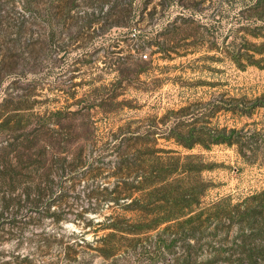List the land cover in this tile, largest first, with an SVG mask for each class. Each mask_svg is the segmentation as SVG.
I'll return each mask as SVG.
<instances>
[{"label": "rangeland", "instance_id": "374dc122", "mask_svg": "<svg viewBox=\"0 0 264 264\" xmlns=\"http://www.w3.org/2000/svg\"><path fill=\"white\" fill-rule=\"evenodd\" d=\"M0 264H264V0H0Z\"/></svg>", "mask_w": 264, "mask_h": 264}, {"label": "trees", "instance_id": "16d2710c", "mask_svg": "<svg viewBox=\"0 0 264 264\" xmlns=\"http://www.w3.org/2000/svg\"><path fill=\"white\" fill-rule=\"evenodd\" d=\"M253 107H254V106L249 107V108H248V111H251V110L253 109ZM243 109L247 110V108H243ZM224 133H225V132H224ZM224 133H223V132L218 133V134H217L216 141H215L214 143H232V142H233L232 137H228V136H226ZM189 139H191V138H189ZM191 142H192V144H191V143L188 144L187 147H193L194 144H197V143H198V140H197V139H195V140H191ZM123 163H124V162H123ZM128 165H129V164H128ZM117 168H118V171L116 172L117 174L120 173V171H123V170L125 169L124 166L121 168L120 165H118ZM159 173H161V172H159ZM171 173H173V172H171Z\"/></svg>", "mask_w": 264, "mask_h": 264}]
</instances>
